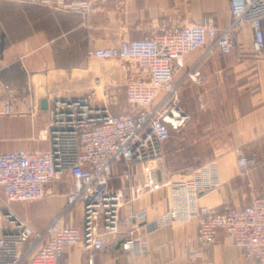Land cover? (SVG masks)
Masks as SVG:
<instances>
[{
	"label": "built area",
	"instance_id": "built-area-1",
	"mask_svg": "<svg viewBox=\"0 0 264 264\" xmlns=\"http://www.w3.org/2000/svg\"><path fill=\"white\" fill-rule=\"evenodd\" d=\"M29 1L85 15L93 4L104 5L111 0ZM263 21L264 0H230V22L223 30L211 19L190 26L172 25L161 19L152 22V36L89 50L88 58L117 61L121 71L130 74L123 91L133 110L113 114L106 101L96 106V93L59 97L51 106L47 150L0 153V197L7 205L53 196L51 185L64 175L74 183L66 196V206L45 229L37 230L16 220L0 233V264H60L71 247L97 251L117 242L123 203L120 192L111 188V180L118 162L143 170L145 184L136 190V199L169 188L175 201L153 225L145 211L129 215L132 226L120 239L122 251H131L144 235L175 221H196L200 250L190 253V262L202 257V249L219 243L223 233L246 258L264 264V195L260 196L251 182L250 205L218 212L198 205L201 195L221 186L214 162L181 179L159 180L157 176L172 131H179L188 118L179 106L182 85L187 79L200 80L191 72L175 80L183 69L184 57L201 49H206L205 57L231 54L237 49V35L245 27L252 32L255 54L261 55ZM6 89L11 95L17 94L15 89ZM121 91L120 87L108 85L105 98L114 100ZM198 101L204 110L203 99L199 97ZM9 113L6 107L0 114ZM234 152L239 174L247 177L253 155L240 148ZM78 205L83 210L80 226L65 225V216ZM90 264H94L92 257Z\"/></svg>",
	"mask_w": 264,
	"mask_h": 264
},
{
	"label": "crops",
	"instance_id": "crops-1",
	"mask_svg": "<svg viewBox=\"0 0 264 264\" xmlns=\"http://www.w3.org/2000/svg\"><path fill=\"white\" fill-rule=\"evenodd\" d=\"M161 19L181 26L211 19L223 30L230 22V0H111L104 5L93 4L85 15L29 0H0V102L2 109L10 110V115L0 117L2 124L9 126L7 131L12 133L29 129L32 140L48 144L32 148L47 150L50 103L54 98H79V91L91 88L96 79L121 84L130 75L121 71L117 61L107 67H94L95 61L87 57V52L152 36V22ZM262 25L264 31V21ZM205 52L201 49L187 54L175 80H181L188 72L200 78L198 82L187 79L183 83L181 102L188 105L201 97L208 109L213 101L223 106L229 103L231 108L223 111L222 127L215 141V147L228 149L214 161L221 186L198 199L199 206L222 212L251 204L250 182L260 196L264 195V51L255 54L252 32L245 27L237 35V49L233 53L205 57ZM6 88L15 89L17 94H9ZM43 100L47 102L46 109L42 108ZM237 148L254 157L247 177L238 172L234 152ZM123 165L115 163L111 180V188L120 192L123 203L118 241L97 251L71 247L60 264H90L91 257L94 264H257L223 233L219 243L202 249V257L190 262V253L200 250L196 221L179 220L156 229L144 235L141 243L129 252L122 251L121 246L117 248L132 226L129 215L145 211L153 225L175 203L169 188L136 199V190L145 184L143 170L134 166L127 172ZM67 176L61 179L65 184V201L55 214L66 206V196L74 184ZM157 176L160 180L159 173ZM54 196L55 193L48 197ZM39 206L32 209V217L38 218ZM76 207L80 212L75 226H80L83 210L80 205ZM49 224L42 223L37 230Z\"/></svg>",
	"mask_w": 264,
	"mask_h": 264
},
{
	"label": "rangeland",
	"instance_id": "rangeland-1",
	"mask_svg": "<svg viewBox=\"0 0 264 264\" xmlns=\"http://www.w3.org/2000/svg\"><path fill=\"white\" fill-rule=\"evenodd\" d=\"M94 61V67L97 68H103V66L107 67V65L115 63V61ZM124 83V80L121 84H114L96 79L91 88L85 89L83 92L79 91L78 94H80V97H85L88 94L96 93V99L98 100L96 101V106H102L104 101H106L113 114L130 112L133 110V107L126 103L123 91ZM108 85L120 87L122 90L114 100H111L108 97L105 98V91ZM55 99L56 98L50 103L51 106ZM190 103L191 104L187 105L183 101L179 102L181 110L187 114L188 118L179 131H172L170 140L164 146L163 158L158 166V173L161 177H164V174V178L167 179H181V177L187 176L194 170L214 162L217 156L222 153L224 154L228 150L215 147V141L218 139L219 130L222 127L223 111L231 110L229 103H227L228 106H223L222 104H219V101L217 104L213 101L210 109L205 106L204 110L200 108L198 100L191 101ZM3 110L4 109L1 108L0 113H2ZM7 115H10V113L0 114V117ZM2 122L3 121L0 119V152L12 150L43 151L46 149L32 148V145L48 144L32 140L34 138H32V132L29 133V129L28 132L27 130L23 132L21 131L22 133L8 132L7 129L9 126L5 124L3 125ZM122 168L127 172L132 169L128 168L125 164ZM50 188L51 191L55 193V196L53 198L47 197L44 200L37 202H21L7 205L0 197V233L6 227L11 226V223L16 220L24 221L35 229L40 228L39 225L42 223H45L46 225L52 222L56 215L59 214L55 213L61 209L60 206H62V203L64 204L63 201H65V196L62 192L65 188L64 181H56ZM38 204H40L36 212L38 218H35L32 217L35 214L32 209ZM79 212V208L74 207L70 214L65 216V225L75 226L79 222L77 216ZM50 214H52V216L48 217L47 215ZM54 214L55 216L53 217Z\"/></svg>",
	"mask_w": 264,
	"mask_h": 264
},
{
	"label": "water",
	"instance_id": "water-1",
	"mask_svg": "<svg viewBox=\"0 0 264 264\" xmlns=\"http://www.w3.org/2000/svg\"><path fill=\"white\" fill-rule=\"evenodd\" d=\"M46 104H47L46 100H43L42 101V108L43 109H46L47 108V105ZM121 244H122V242H119L118 245H117V248H119L121 246Z\"/></svg>",
	"mask_w": 264,
	"mask_h": 264
}]
</instances>
